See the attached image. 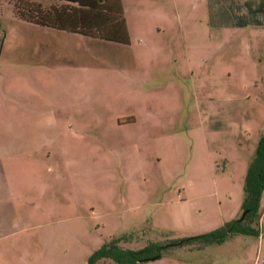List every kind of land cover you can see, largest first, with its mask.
Masks as SVG:
<instances>
[{"label": "rangeland", "instance_id": "obj_1", "mask_svg": "<svg viewBox=\"0 0 264 264\" xmlns=\"http://www.w3.org/2000/svg\"><path fill=\"white\" fill-rule=\"evenodd\" d=\"M27 1L55 0H0V103L16 117L0 122V146L26 149L32 139L43 151L50 136L70 148L75 142L82 151L68 154L67 171L48 149L42 158L58 175H47V182L62 192L69 182L76 210L48 219L38 243L32 232L22 233L21 250L11 247L0 264H87L112 238L139 249L239 217L244 177L264 130V0H121L129 42L77 41L76 54L86 56L56 66L36 59L34 45L21 51L28 24L15 8ZM33 71L78 72L72 95L62 90L55 100L85 111L77 117L82 122L49 119L47 107L40 115L45 122L20 120L25 108H19L43 96L19 95L23 84H40ZM80 85L87 87L86 102ZM70 127L85 138H75ZM259 233L173 246L138 264H264V213Z\"/></svg>", "mask_w": 264, "mask_h": 264}, {"label": "crops", "instance_id": "obj_2", "mask_svg": "<svg viewBox=\"0 0 264 264\" xmlns=\"http://www.w3.org/2000/svg\"><path fill=\"white\" fill-rule=\"evenodd\" d=\"M21 20L28 24L26 27L28 30L24 31V35L21 38V51L23 48L34 45L38 51L36 59H43L45 60L44 63H48L51 66L60 65L59 61L63 59L69 61L71 58L80 60L82 57L84 58L86 53L83 51L76 54L77 47L74 44L77 41L81 42L85 40V43H118ZM23 40L26 42L23 43ZM61 43L65 46L66 54L62 53L64 47L61 46ZM74 56L76 57L74 58ZM76 73L78 72L66 71L63 74L59 72L52 74L47 71H33V78L39 81L38 83L40 84L36 88L30 87V84H23L22 87H19L21 89L19 92L21 93H18L19 95L30 94L31 96H38L40 92L43 93V96L36 99L37 101H28L19 108V110L25 108L20 120L33 123L45 122L47 119L40 118V115L43 114L41 110L47 107L53 108L49 112L52 117L47 114L45 118L50 117L49 119H54V121H58L59 118H65L70 124L82 122L77 117L85 116V111L77 113L76 108L78 106L76 104L68 103L60 106L57 104L59 97L55 100L56 95L61 94L62 90L65 91L63 93L67 94V96L68 94L72 95L71 88L75 84L71 82L77 76L75 75ZM55 77H59L63 81L59 80L58 83L57 80H53ZM24 79H28V77H22L20 80L23 81ZM80 86L86 96V99H84L86 102L87 87ZM51 87L53 95L48 96ZM27 99H30V97H27ZM2 110L3 106L0 103V122L16 120L15 116H6ZM19 113L21 114V111ZM70 129L73 131L75 138H85L81 132L79 133L72 127ZM30 142L29 147H26V149L15 151H9L6 147L0 146V262L3 260L4 252H13L11 247H17V249L21 250L23 245L18 244V242L22 237V233L32 232L38 243L40 242L38 233L43 232L48 219L58 217L57 219L60 220L61 216L71 217L76 210L75 192L72 194L69 182L64 183L66 187L63 192L55 189V187L47 182V175L52 173H54L55 177L58 175L54 166L51 164L44 165L45 162L42 157L45 155L43 151L48 149L53 155L63 158V169L67 171L65 162L68 163V154H75L78 151H82V149H77L75 142L71 144L70 148L66 143L62 144L59 142L54 136L49 137L47 149L43 151L41 149L43 147L42 144H32ZM61 200H65L67 204H62ZM263 213L264 210L262 209V215Z\"/></svg>", "mask_w": 264, "mask_h": 264}, {"label": "trees", "instance_id": "obj_3", "mask_svg": "<svg viewBox=\"0 0 264 264\" xmlns=\"http://www.w3.org/2000/svg\"><path fill=\"white\" fill-rule=\"evenodd\" d=\"M33 2H18L15 8L16 16L39 25L76 32L105 41L129 42L121 0H55L49 6ZM251 11L257 12L255 9ZM253 20L260 23L255 17ZM247 23L242 21L240 25ZM243 191L241 215L212 231L166 242L151 241L139 249L123 248L120 245L122 237L112 238L91 252L87 258V264H96L102 259H110L117 264H138L150 258H160L173 246L218 244L235 234L259 236L262 216L261 197L264 191V130L260 134L247 167Z\"/></svg>", "mask_w": 264, "mask_h": 264}, {"label": "water", "instance_id": "obj_4", "mask_svg": "<svg viewBox=\"0 0 264 264\" xmlns=\"http://www.w3.org/2000/svg\"><path fill=\"white\" fill-rule=\"evenodd\" d=\"M155 258H150V260H154Z\"/></svg>", "mask_w": 264, "mask_h": 264}]
</instances>
